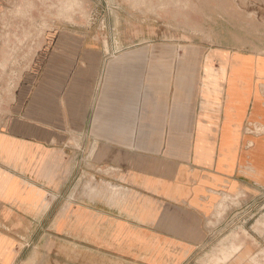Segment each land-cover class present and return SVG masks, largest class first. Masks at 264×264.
I'll return each instance as SVG.
<instances>
[{
  "label": "crops",
  "instance_id": "1",
  "mask_svg": "<svg viewBox=\"0 0 264 264\" xmlns=\"http://www.w3.org/2000/svg\"><path fill=\"white\" fill-rule=\"evenodd\" d=\"M193 1L165 11L205 25L209 8ZM4 2L0 75L19 73L0 103V264H264L254 228L206 263L223 194L264 187L251 169L264 50L240 33L237 0H215L211 41L144 34L136 21L121 35L6 34ZM256 15L246 26H264Z\"/></svg>",
  "mask_w": 264,
  "mask_h": 264
},
{
  "label": "rangeland",
  "instance_id": "2",
  "mask_svg": "<svg viewBox=\"0 0 264 264\" xmlns=\"http://www.w3.org/2000/svg\"><path fill=\"white\" fill-rule=\"evenodd\" d=\"M151 1L5 0L3 4L6 6V9L4 10L3 17L8 21L7 27L9 28L6 27V34L11 33L14 35L39 36L44 35L46 32L60 29L85 31L86 28L93 29L95 34L107 35L110 33V35H121L125 30H127V33H130L131 30H136L138 26L135 25V21L142 24V27H139L138 30H143L141 32L144 34H156L157 32L161 35L181 34L186 36L187 39L195 38L196 40L211 41L218 34L217 32H219L220 28L216 25V18L218 20L217 13H220L212 8L215 6V0L202 1L204 6L209 8L207 11H204L206 23L202 26L192 25L189 20H182V18L187 19L189 14L176 16V14L172 13L175 16H168L165 11V9L168 10L167 8L172 6L188 10L191 7L193 10L196 7L193 0H190V3L188 0H168L170 2L161 0L159 7L163 8L162 12L157 10V8L149 9ZM237 2L241 10L240 12L244 13V16L240 18V33L246 36V31H248L251 38L254 37L256 40L249 45L258 51L264 50V42H261V39H264L263 24H256L254 27L246 26L248 22V18L246 17L248 10L251 13L254 10L255 14H257L256 18L260 17L257 20L262 22L264 0H237ZM108 4L113 5V9ZM118 6L123 8L122 11ZM163 14L165 17H168L162 19L161 15L163 16ZM192 16V18L190 17L192 23L198 22L197 15L193 14ZM150 23L158 24V26L150 27ZM109 24L111 25L109 26ZM234 45L246 46L247 44L238 43ZM32 52L31 49L30 56L33 54ZM15 60L16 57L13 59V65L18 63ZM3 69L7 74L4 72L5 74L0 75V103L6 98L7 92L5 91L3 94V89L8 88V92H12L19 73L15 68L11 69L5 66ZM10 72L12 75H9ZM8 78H10V82H8ZM248 128L250 129L251 127H247L246 129L249 132ZM260 137L264 139V134ZM259 145L264 149V141L259 143ZM251 169L256 177H261L264 174V168L256 166L254 162ZM83 178H85V174ZM84 183L86 182L84 181ZM258 186L255 184L253 187L244 189L238 193L223 194L222 201L218 204L217 210L214 213V218L210 219L209 222L210 241L206 263L223 262L224 257L220 255L224 254V247H227V244L232 242H242L246 238L247 229L251 230V228H254L256 231L252 233L261 238L264 233V187Z\"/></svg>",
  "mask_w": 264,
  "mask_h": 264
},
{
  "label": "bare ground",
  "instance_id": "3",
  "mask_svg": "<svg viewBox=\"0 0 264 264\" xmlns=\"http://www.w3.org/2000/svg\"><path fill=\"white\" fill-rule=\"evenodd\" d=\"M182 62V61H181ZM255 62V61H254ZM260 64V63H259ZM257 72V71H256ZM264 77V76H263ZM262 90L264 91V84L262 85ZM254 94H255V92H254ZM256 94H257V92H256ZM258 97V96H257ZM256 97V98H257ZM262 98V97H261ZM263 108L262 107H260V106H255V111L254 112H258V111H261ZM254 112H253V114H254ZM264 133V125H262V124H256V127H255V129H253V131H252V134H255V135H257V136H260V134H263ZM254 143V141H252V140H250V144L252 145ZM261 145H259L258 144V146H256L255 147V149L256 150H258L257 151V153H256V156H255V163H259L260 162V160H259V158H258V156L260 155L262 158H264V149H262L261 147H260ZM255 152V151H254ZM262 165L264 166V160H263V163H262ZM224 207V206H223Z\"/></svg>",
  "mask_w": 264,
  "mask_h": 264
}]
</instances>
